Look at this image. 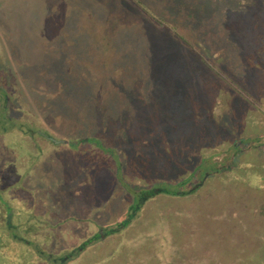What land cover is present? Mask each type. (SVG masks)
<instances>
[{
  "label": "rangeland",
  "instance_id": "obj_1",
  "mask_svg": "<svg viewBox=\"0 0 264 264\" xmlns=\"http://www.w3.org/2000/svg\"><path fill=\"white\" fill-rule=\"evenodd\" d=\"M0 264H264V0H0Z\"/></svg>",
  "mask_w": 264,
  "mask_h": 264
},
{
  "label": "trees",
  "instance_id": "obj_2",
  "mask_svg": "<svg viewBox=\"0 0 264 264\" xmlns=\"http://www.w3.org/2000/svg\"><path fill=\"white\" fill-rule=\"evenodd\" d=\"M155 193H157V192L154 191L153 194H155ZM174 194H175V193H174ZM145 198H146V196H142V197H141L142 200L145 199ZM138 205H139V204H138ZM88 242H90V241L88 240V241L84 242V244L81 246L80 249H83V248L86 246V244H87Z\"/></svg>",
  "mask_w": 264,
  "mask_h": 264
}]
</instances>
